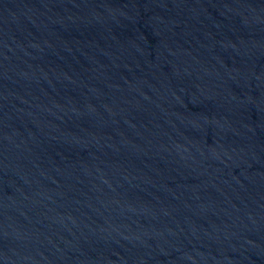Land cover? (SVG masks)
<instances>
[{
  "label": "water",
  "instance_id": "obj_1",
  "mask_svg": "<svg viewBox=\"0 0 264 264\" xmlns=\"http://www.w3.org/2000/svg\"><path fill=\"white\" fill-rule=\"evenodd\" d=\"M0 264H264V0H0Z\"/></svg>",
  "mask_w": 264,
  "mask_h": 264
}]
</instances>
